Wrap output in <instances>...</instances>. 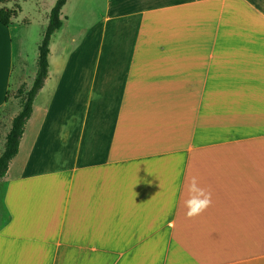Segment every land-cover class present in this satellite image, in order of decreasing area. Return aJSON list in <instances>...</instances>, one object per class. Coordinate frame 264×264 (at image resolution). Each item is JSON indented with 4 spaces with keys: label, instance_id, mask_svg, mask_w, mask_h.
Returning <instances> with one entry per match:
<instances>
[{
    "label": "crops",
    "instance_id": "0c3cea01",
    "mask_svg": "<svg viewBox=\"0 0 264 264\" xmlns=\"http://www.w3.org/2000/svg\"><path fill=\"white\" fill-rule=\"evenodd\" d=\"M51 10L35 41L0 25V156ZM65 24L0 183V264H264V0H111L68 49ZM193 176L212 203L189 219Z\"/></svg>",
    "mask_w": 264,
    "mask_h": 264
},
{
    "label": "trees",
    "instance_id": "16d2710c",
    "mask_svg": "<svg viewBox=\"0 0 264 264\" xmlns=\"http://www.w3.org/2000/svg\"><path fill=\"white\" fill-rule=\"evenodd\" d=\"M68 0H57L48 16V25L43 33L42 41L38 47L37 74L30 90L21 86L15 97L20 99L21 110L13 119L12 127L7 134L4 150L0 156V183L6 176L9 166L19 153L20 142L24 135L25 127L33 114V105L36 96L43 89L48 78L50 43L53 35L62 27V10ZM11 0H0V25L9 28L22 12L20 5L8 8ZM10 94L6 96L8 101Z\"/></svg>",
    "mask_w": 264,
    "mask_h": 264
},
{
    "label": "rangeland",
    "instance_id": "374dc122",
    "mask_svg": "<svg viewBox=\"0 0 264 264\" xmlns=\"http://www.w3.org/2000/svg\"><path fill=\"white\" fill-rule=\"evenodd\" d=\"M56 1L57 0H11V3L8 4L7 7L13 8L15 5H20L22 8V12L19 14L13 27L15 43L19 35L27 38L29 41H35L38 38L44 29L46 14L54 7ZM110 1L111 0H68L61 16L62 21L66 23L64 28V34L66 35H63L61 38L59 37L55 45L59 40L58 46L61 45L64 47L65 45L67 49L72 48L74 44L71 42V37L75 36L76 39L80 40V37L84 36L90 28L101 21L106 16L108 3ZM67 36H71L70 39H67ZM59 52L62 53L63 50ZM58 56L59 55L54 54L52 60L53 66ZM15 83L16 80H13L11 90L16 89Z\"/></svg>",
    "mask_w": 264,
    "mask_h": 264
},
{
    "label": "clouds",
    "instance_id": "9594fccd",
    "mask_svg": "<svg viewBox=\"0 0 264 264\" xmlns=\"http://www.w3.org/2000/svg\"><path fill=\"white\" fill-rule=\"evenodd\" d=\"M188 198L184 201L187 209L186 216L189 219L200 216L211 206V192L199 186L195 176L187 184Z\"/></svg>",
    "mask_w": 264,
    "mask_h": 264
}]
</instances>
